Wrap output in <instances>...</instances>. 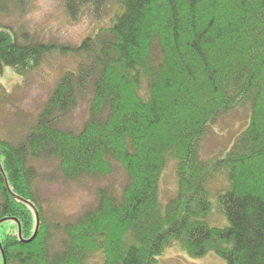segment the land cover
I'll return each instance as SVG.
<instances>
[{
  "label": "trees",
  "instance_id": "obj_1",
  "mask_svg": "<svg viewBox=\"0 0 264 264\" xmlns=\"http://www.w3.org/2000/svg\"><path fill=\"white\" fill-rule=\"evenodd\" d=\"M20 2L0 0V77L10 67L24 78L54 52L79 62L19 143L0 140L10 189L41 218L36 239L23 242L35 233L36 215L9 193L0 171V221L11 222L0 235L6 264H87L94 256L102 264H157L174 242L195 257L212 250L227 264H264V0H121L107 26L74 46L33 41L4 25ZM96 2L66 0L67 12L77 20ZM83 103V128L63 129ZM245 106L247 127L210 165L203 139ZM44 160H56L66 181L109 178L116 169L125 181L98 189L73 222L52 224L36 195ZM171 161L178 189L164 204ZM218 173L227 181L217 196L224 228L207 221Z\"/></svg>",
  "mask_w": 264,
  "mask_h": 264
},
{
  "label": "rangeland",
  "instance_id": "obj_2",
  "mask_svg": "<svg viewBox=\"0 0 264 264\" xmlns=\"http://www.w3.org/2000/svg\"><path fill=\"white\" fill-rule=\"evenodd\" d=\"M121 0H100L85 8L77 20L72 19L66 8V0H22V11L11 5L12 11L3 17V24L19 32L26 31L27 39L47 44L79 45L100 28L107 26ZM78 59L54 52L45 56L40 66L24 78L12 68L6 67L0 77V140L17 144L31 131L52 92L62 76L75 70ZM89 116L88 103L81 104L64 121L63 129L79 132ZM250 120L249 107L239 108L222 118L205 136L201 157L211 165L216 158L223 157L234 144L235 138ZM39 179L36 195L49 223L73 222L86 208L96 203L98 189L112 186L120 189L125 174L116 169L109 178H85L66 181L60 174L56 160H44L36 165ZM227 187L223 174L214 175L211 184L212 211L208 217L210 226L224 228L229 222L219 211L217 196ZM178 179L176 163L169 162L161 180V200L165 204L176 194ZM1 205V196H0ZM10 221L0 226L8 229ZM36 231V230H35ZM34 231V232H35ZM87 264H102L101 256H94ZM157 264H227L226 260L209 250L204 256L195 257L174 242L158 258Z\"/></svg>",
  "mask_w": 264,
  "mask_h": 264
},
{
  "label": "water",
  "instance_id": "obj_3",
  "mask_svg": "<svg viewBox=\"0 0 264 264\" xmlns=\"http://www.w3.org/2000/svg\"><path fill=\"white\" fill-rule=\"evenodd\" d=\"M0 171H1V173L3 174L4 180H5V184H6V187H7L8 191H9V193H10L14 198H16L17 200H19L20 202H23V203L29 205V206L34 210V212H35V215H36V222H37V224H36V231H35L33 237H32L30 240H24V241H23V242H25V243H27V244H30V243H32V242L36 239V237H37V235H38V233H39V230H40V226H41V218H40L39 211L37 210V208L34 206L33 203H31V202H29V201H25V200H23V199L17 197V196L12 192V190L10 189L9 183H8V179H7V177H6V175H5V172H4L3 168H2L1 162H0ZM5 221H7V219L1 220V221H0V224H2V223L5 222ZM19 235H20V238H21V236H22V235H21V228H20V230H19ZM0 249H1L2 254H3V257H4V264H6V259H5V255H4L3 249H2V247H1V243H0Z\"/></svg>",
  "mask_w": 264,
  "mask_h": 264
}]
</instances>
